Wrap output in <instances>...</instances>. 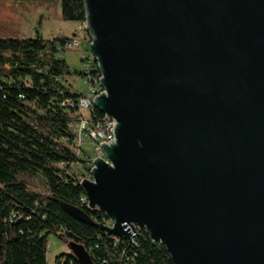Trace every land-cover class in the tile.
Listing matches in <instances>:
<instances>
[{
  "label": "water",
  "instance_id": "obj_1",
  "mask_svg": "<svg viewBox=\"0 0 264 264\" xmlns=\"http://www.w3.org/2000/svg\"><path fill=\"white\" fill-rule=\"evenodd\" d=\"M83 3L114 140L81 186L112 227L64 212L174 264H264V0Z\"/></svg>",
  "mask_w": 264,
  "mask_h": 264
},
{
  "label": "trees",
  "instance_id": "obj_2",
  "mask_svg": "<svg viewBox=\"0 0 264 264\" xmlns=\"http://www.w3.org/2000/svg\"><path fill=\"white\" fill-rule=\"evenodd\" d=\"M60 3L62 19L84 24L83 0H0ZM72 38H0V264H48V239L55 235L82 244L94 264H174L164 246L156 247L145 229L134 241L120 240L80 223L61 204L83 210L98 224L108 221L81 202L85 196L74 174L86 167L69 125L81 116L84 95L72 91L64 48ZM73 102L74 106H69ZM92 119L105 114L90 111ZM83 172V171H82ZM84 172L82 176H84ZM55 264H81L70 253Z\"/></svg>",
  "mask_w": 264,
  "mask_h": 264
},
{
  "label": "rangeland",
  "instance_id": "obj_3",
  "mask_svg": "<svg viewBox=\"0 0 264 264\" xmlns=\"http://www.w3.org/2000/svg\"><path fill=\"white\" fill-rule=\"evenodd\" d=\"M15 12H19L23 15L24 24L29 23V34L39 32L40 36L45 40H50L56 37L72 38L79 40L81 46L79 49L66 50L63 52L64 60L69 65L72 72L82 73L85 71L84 62L82 61L83 55L87 54L92 56L90 46L84 44L87 40L88 34L84 30V25L82 26L76 22H66L62 19L61 6L60 3L55 2H27L22 4H16L13 6ZM0 12L1 11L0 9ZM17 13V14H19ZM5 14V13H3ZM26 20V21H25ZM15 26V27H14ZM26 28L28 26L22 25ZM8 24L6 22H0V38L9 39L15 38L16 35L5 34L8 31ZM17 26L12 22V30ZM79 27H81L79 29ZM11 32V31H10ZM4 33L5 35H1ZM86 38V39H85ZM85 39V40H84ZM68 85L72 87L73 92L80 94L87 93V86L85 85L84 78L81 76L69 77ZM86 116L88 113H84ZM84 150L87 155L83 154V159H87L88 156L93 154V145L88 138H84ZM67 239L60 238L59 236L52 235L48 239V251L47 260L48 264H55V259L61 254H67L70 252Z\"/></svg>",
  "mask_w": 264,
  "mask_h": 264
},
{
  "label": "built area",
  "instance_id": "obj_4",
  "mask_svg": "<svg viewBox=\"0 0 264 264\" xmlns=\"http://www.w3.org/2000/svg\"><path fill=\"white\" fill-rule=\"evenodd\" d=\"M57 2H62L64 0H55ZM84 30L86 28V24L84 23ZM88 34V33H87ZM86 39V38H85ZM84 39V40H85ZM84 44L87 46L91 45V38L88 34V38L86 41H84ZM81 46V42L76 39H72L70 42L67 43V45L64 48V52L66 50H75L79 49ZM82 61L84 62L85 66V72L86 77L84 79L85 85L87 86V93L84 94L78 101L77 107L79 112H81V116L78 118V121H75L69 125V130L75 135V145H76V151L78 155L82 156L83 154L87 155L84 150V138L90 139L92 145H93V154L91 156H88L86 167L81 165V170L85 173L84 176H82V171H75L74 174L77 175L80 178V184L81 182L85 180L93 181L92 171L95 167L94 161L97 158L105 160V162L109 163V160L106 158V154L101 146V143H108L114 140V135L111 131V128H109V124L114 123V119L109 117L105 114V117L102 119H92L90 116V111L94 109V99L101 93L105 91L104 87L101 85V77L102 73L99 69L98 64L95 62L93 55L89 56L87 54L83 55ZM69 106L73 107L74 103L69 102ZM84 113H88L86 116ZM81 202L83 204H86L88 207V200L87 197L84 196L81 199ZM104 225L112 227V224L110 220L106 223H103ZM136 233L138 234L139 229H143L139 226H136ZM147 232V231H146ZM138 236V235H137ZM137 236H132V240L134 241ZM117 238V237H116ZM119 239V238H118ZM130 239V241H131ZM123 240V239H120Z\"/></svg>",
  "mask_w": 264,
  "mask_h": 264
},
{
  "label": "crops",
  "instance_id": "obj_5",
  "mask_svg": "<svg viewBox=\"0 0 264 264\" xmlns=\"http://www.w3.org/2000/svg\"><path fill=\"white\" fill-rule=\"evenodd\" d=\"M16 4L13 3H5V2H0V9L3 12H0V22H6V24H8V31L5 34H10V35H16L14 36L15 38H34L35 32L33 34H29L30 30H29V23L28 25L27 22H25L24 24V19H23V15L19 12V14H17L15 12V10L13 9V6ZM18 5V4H17ZM5 13V14H3ZM26 21V20H25ZM12 22H14V24L17 26L14 30H12ZM22 25L28 26V27H24L22 28ZM82 26V24H80ZM15 27V26H14ZM81 27H79L80 29ZM11 31V32H10ZM39 33V32H36ZM4 33H2L1 35H5Z\"/></svg>",
  "mask_w": 264,
  "mask_h": 264
}]
</instances>
